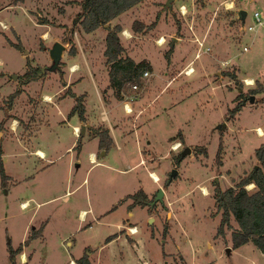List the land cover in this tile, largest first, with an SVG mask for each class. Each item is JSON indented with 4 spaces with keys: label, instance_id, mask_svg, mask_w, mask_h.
Segmentation results:
<instances>
[{
    "label": "rangeland",
    "instance_id": "obj_1",
    "mask_svg": "<svg viewBox=\"0 0 264 264\" xmlns=\"http://www.w3.org/2000/svg\"><path fill=\"white\" fill-rule=\"evenodd\" d=\"M8 1L0 0V145L6 149L7 159L1 155L5 170L14 178L9 177L5 186L0 178V264H11L8 245L19 243H23L21 251L27 254L24 264H71L74 259L69 257L73 254L80 256L86 246L91 251L92 246L99 247L108 235L115 233L116 222L136 223L139 228L135 233L128 234L125 227L122 231L130 241H135L131 236L141 237L136 241L155 259L162 257L163 264H250L253 261L264 264V255L254 242L250 241L252 247H231V232L237 225L233 218L232 226L226 227L224 233L217 232L221 211L215 205L216 186L223 189L234 184L254 163L258 164L254 156V147L258 144L255 125L264 128V0H141L113 19L112 22H121L120 26L124 23L134 33L132 43L120 41L124 44L120 62L136 57L143 63L134 76H122L119 68L112 69L117 81L113 82L114 78L110 77V82L120 85L119 89L113 86V98L125 97L122 89L132 102L146 89L138 102L147 103L157 93L144 106L136 122L140 126L148 116L157 114L149 119V128L156 133L155 147L167 148L162 156L149 147L142 149L143 153H151L149 161L156 167L167 197L163 194L162 200L153 204H138L129 218L126 216L128 198L124 196L143 186L148 189L157 186L143 165L129 172L109 165L124 166L138 158L135 141L129 143V159L120 155L125 150L118 151L109 145L106 156L97 154L100 161L93 163L87 150L94 148L99 153L102 149L96 148L94 141L85 139L80 159H73L72 154L78 147L70 151L65 147L73 138V144L77 143L71 122H79L80 116L77 111L69 113L71 98L53 103L58 70L65 66L77 46L91 50L94 72L101 85V75H106L105 64L111 73L112 63L107 64L105 53L106 60L101 57L102 29L88 37L84 31L89 30L79 21H73L76 12L73 16L59 15L55 9L59 4L57 0L34 2L30 12L25 10L21 0L11 4H7ZM181 4L185 12L181 11ZM255 10H259L262 23L254 18ZM250 24L252 28L248 27ZM72 28L78 30L76 38ZM118 34L124 37L122 29ZM161 38L164 40L159 42ZM199 39H203L202 44ZM10 40H20L23 48ZM55 40L65 45L58 67L48 68L44 79L32 78L28 89L22 90L27 82L24 80L26 69L30 71L52 63L49 47ZM154 45L160 46V50H153ZM173 51L175 62L172 61L168 71L171 77L176 76L160 94L165 80L157 73L164 72V56L169 61ZM197 51L199 54L195 56ZM149 56L154 62L153 69ZM77 57L83 62V58ZM188 63L195 69L190 74H186ZM216 69L226 75L215 79ZM144 70L152 72L147 75ZM231 71L236 73V78L228 75ZM13 73H17V77H13ZM75 74H83L81 86L92 89L85 64L76 69ZM245 75L253 77L251 84L244 81ZM229 81L235 85L233 89H226ZM132 82H136L137 87H132ZM41 85L53 92L50 99L43 97L45 102L36 94ZM238 86H242L239 95ZM14 90L16 94L10 97ZM250 93L253 100L249 98ZM103 97L106 100V95ZM240 98L253 103L246 102L230 112ZM93 100H89L88 108L94 106L98 111L96 103L92 105ZM135 110L125 112L121 101L109 108L108 113L123 119L132 117ZM13 119L16 123L10 128ZM36 125L39 127L34 134ZM98 126L102 127V123ZM80 127L81 124L79 131ZM178 129L183 131L185 140L182 138L177 147L170 146V149L168 144L182 135V132L176 134ZM220 133L223 149L221 162H217L215 153ZM173 134L176 135L170 138ZM35 146L47 151V157L51 152L53 158L39 157L33 150ZM186 146L190 151L184 153ZM172 168L176 171L171 174ZM79 182L75 189L65 192ZM244 186L249 190L254 188V185ZM155 193L156 190L147 196L153 197ZM25 197H29L30 203L23 207L21 201ZM114 204L118 208H111ZM80 207L86 210L82 213L85 220L78 221ZM149 212L153 213L148 216ZM171 213L172 217L168 218ZM32 231L38 235L24 243ZM124 246V241L118 239L111 249L105 246L95 251L91 255L93 264H129L133 259ZM16 262L23 264L19 252Z\"/></svg>",
    "mask_w": 264,
    "mask_h": 264
},
{
    "label": "crops",
    "instance_id": "obj_2",
    "mask_svg": "<svg viewBox=\"0 0 264 264\" xmlns=\"http://www.w3.org/2000/svg\"><path fill=\"white\" fill-rule=\"evenodd\" d=\"M21 1L23 2V7L25 8V10L26 11H29V12H30L29 9H31V6H32V4L34 2H35V4L37 2L39 3V0H35V1L34 0H25V1L21 0ZM21 1L20 0H10V1L7 2V4L17 3V2H21ZM57 2L59 4H57L58 6H56L55 9L59 13V15H63V16H67V15L73 16V14L80 9V4H79L78 0H75V1L63 0L62 3H61V0H57ZM139 2H141V1H139ZM132 6L128 7L127 9H125V10L121 11L120 13H118L117 15H115L113 18H111L109 20V22L103 24V26L98 25L95 29H92V30H89V31H84L85 33H87V36L90 37L91 36L90 33H93V31L94 32L95 31H98V30H100V28L102 29V32L101 33L103 34L104 40H102L103 46H102L101 57H102V59H104L103 61L106 60V56H105L103 50L105 48V36H106L107 31H108L107 24H109V26L112 27L113 24L115 23V22H112L113 19H116L122 13L127 12L128 9H130ZM116 22H119V21L117 20ZM119 23L121 24V22H119ZM46 24H48V23H46ZM64 27L65 26H63V28ZM121 29H122V33H123L124 37H122V36L119 35L120 41L124 39L127 42L128 41H131V43H132L133 40H134V38H133L134 33H132L131 30L128 27H126V24H124V23H122ZM74 34H75V38H76V35L78 34V30L76 28L74 29ZM203 36H204V34H203ZM206 36H205V38H206ZM122 45H124V44L122 43ZM153 50H160V46H158V45L155 46L154 45ZM122 52H123V49H122ZM91 53L92 52H91L90 49H85L84 50L83 47L77 46L75 53L71 54V58L65 63V66L64 67H61L60 70H62V72L60 70H58L59 77H58V82L55 84V91H53L54 94H55L53 103L55 102V103L58 104L62 100H65V99H67V101H69V99L71 98L72 99V103H68V105L70 106V109H71V107L73 106V104L76 101V96L78 95L80 97V100L82 101V103L84 105V111H83V113H84V116H85L83 119L79 118V122H71V131L73 132V136L74 137H77V143L76 144H73L74 141H75V139L73 138L72 141L69 144L66 145L65 149H68V151H70V150H74L75 149V146H77L78 149H77V151H76L75 154L74 153L72 154V158L73 159H76L77 158L79 160L80 159L81 151L83 150V148L85 146V143H86L85 141L86 140H92V141L95 142L96 148L102 149V151L99 150V153H97V150H95L94 148H89L87 150L88 151L89 159L90 160H93V163H95V162L100 161V159L97 157L98 156L97 154H99L100 156H106V154L109 151V147L110 146L111 147L113 146L114 149L115 150H118V151H120L121 149L125 150L120 155L122 156V158H124L126 156V158L129 159L128 158L129 157L128 156V154H129V152H128L129 151V149H128L129 143H131V142L134 143V141H135L136 147H137L138 158H136L134 161H131L130 160L131 162L129 161V163L126 164V165H124V166L121 165V164H119V163H117V164H109V165H112L111 167H113V168H115L117 170H125L126 172H129V171L134 170L135 167H137L139 165H143L144 168L147 170V173L149 175L153 171L157 173V171L154 169L156 167H153V164L149 161V159L151 157V153L150 152H147V153H145V152L143 153L142 152V149H144V147H149L150 150L153 151V153H157L158 155H161V156L162 155H165L166 152H167V148L159 149V148H156L155 147L156 141H157L155 139V137H156L155 134L156 133H154L149 128V119L150 118L151 119H154V116H157V114L154 115V116L152 115V117L151 116H148L147 117V120L141 121V125L140 126H138L137 125L138 122H136V120L139 118V116H141V114L144 112V110H145L144 106L146 104H148V102L152 101L155 98V96H156L157 93L155 95H152L150 97L149 101H147V103H139L138 102V99H139V97L142 94L145 93L146 89H144L142 92H140L139 94H137L136 97H135V100H133L132 102L130 101L132 99H128L127 95L123 92L122 89H120L121 93L124 94L125 97H122V98L115 97V99H114L113 98V96H114V92H113L114 91V88H113V86H116L117 85L116 88L119 89L120 85L118 86L119 83L118 84H116V83L112 84L110 82V76L111 75H110V73H108L109 69L107 68L106 64H105V67L103 69V71L105 70L106 75L105 74H102L101 75V78L103 80L102 81V84L103 85H101L99 83L100 82L99 81V77L97 78L96 75H95V72H94V68H96V67H93L94 60H93V57L91 58ZM77 56L83 58V62L80 61V59ZM131 56H132V58H134L133 55H131ZM149 58H150V56H149ZM134 59H135L134 60L135 62L139 61L138 58H136V57ZM149 61H150L149 63L151 64V67L153 69L154 62H152V57L150 58ZM164 61H165V64H164L165 68L163 69L164 72H162V74H161V72H158L157 73L159 77L162 76V78L165 80L164 84L160 87L159 92L165 91L166 84L168 82H170V80L174 76H176V75H174L173 77H171L172 74L170 75V73L168 71V67L171 65L172 61L175 62L174 51H173L172 55L170 56V60L168 61V58H166L164 56ZM186 62H188V60L185 61V62H181L180 66H182V64H184ZM108 63L110 64V63H112V61H107V64ZM84 64H85V68L87 70V73L89 75V80L91 81V85H92V89H90V90L89 89H86L85 87H82L81 86V83H82V80H83L82 76H84V75L81 74L79 76L78 75L76 76V74H75L76 69H81L84 66ZM103 66H104V63H103ZM188 66H192V64L188 63L187 67ZM75 67H78V68H75ZM237 67L239 68V66H237ZM109 68H110V66H109ZM194 70H192V71H194ZM103 71H101V72H103ZM192 71L189 72V74L192 73ZM218 71L219 70L216 69L215 73L216 74L218 73V74H217V76L215 75L216 76L215 79L222 78V77H224L226 75V74H223V73H219ZM151 72L152 71H150V72L148 71L146 74L147 75L149 73L151 74ZM96 73H97V71H96ZM45 75L46 74L41 75V76H39L37 78L44 79ZM230 77L232 79H234V77H232V76H230ZM243 78H244V81L247 78L253 79V77L250 76V75H245V76H243ZM30 81H32V80L31 79L27 80V82H26V84H25V86L23 87L22 90H27L28 89V86H29V82ZM211 81L213 82V80H211ZM108 83H110V84L108 85ZM251 83L252 82H250L249 84H251ZM212 85H214V84H212ZM226 85L228 86V88H226V89H233V86H235V85H233V83L231 81L226 82ZM25 87H27V89H25ZM40 88L41 89H36L37 91H39V93H36V94H39L40 97L42 96V99H43L42 101H44V98L46 96H48L49 99H50V96H51V94H53V92H50L47 89H44V88H47L46 85H41ZM22 90H21V92H22ZM241 90H242V86L239 87V90L238 91H241ZM160 94H162V92ZM251 94H253V93H250V95ZM104 95H106V100L103 97ZM235 95L236 94H234V96ZM92 99H94L92 101V105L94 103H96L98 111H95L96 109L94 108V106H92V108L89 110L88 104H89V102ZM114 100H116V101H114ZM121 101H122V103L126 102L127 105L130 106V108H128V109H131V110H126L125 109V112L133 111V110L136 109L134 111V113L131 114L132 117H130V115H129L128 117L122 119L120 116H112L111 117L109 115L108 109L116 106V103L117 102L119 103ZM246 102L253 103L251 101H243L242 104H245ZM41 103H43V102H41ZM58 109L60 110V112H62V110H61L60 107ZM66 110L67 109L63 110V113H65ZM234 115H235V113L233 114V117H234ZM13 120L14 121L12 122L10 128L13 127L14 126V122H16L15 119H13ZM68 122H69V120L67 119V123ZM222 122H224V121H222ZM99 123H102V126L108 128L109 133H110V135L112 137V142H111V144H110L109 147H105V146L104 147H101L99 145V134L96 133L93 130V128L91 127V126L96 127V126H98ZM227 123H228V121H227ZM79 124H81L83 126V128L80 127V131H79ZM38 127L39 126H37V125L34 127L35 128L34 129L35 130L34 134L36 133ZM77 127H78V131L79 132L78 131H75V128L77 129ZM255 127L258 128V130H260V133L257 132V139H256V142H258V144H259L260 142H262L264 140V128L262 126H260L259 124L255 125ZM181 132H182V135L179 136V137L176 136L178 140H175V142L182 141V138L184 139L183 131L181 130ZM81 134H82V136H81ZM173 136H175V134L170 135V138H172ZM80 138H81V140H80ZM143 139H144V141H143ZM257 145H255V147ZM168 147L170 148V145L169 144H168ZM255 147H254V149H255ZM1 149H2L1 155L3 154L4 159H7L6 149L4 147H1ZM33 150L36 152V154L39 157H46L48 160L53 158L51 156V152H50L49 157H47L48 152L45 151L44 149H42L41 147L35 146ZM125 152H127V153H125ZM39 153H41V154H39ZM254 156H255V154H254ZM122 158H120V159H122ZM151 169H153V170H151ZM171 170H170V173H171ZM8 174L11 177V179L14 178V176L11 173H8ZM158 176H159V178L157 180H153L152 179L153 182L157 183L156 188H154V189H148L147 187H144V186L142 187L145 190V192H146L147 195L150 196L151 193L153 191L157 190L158 186L161 185V183L159 181L160 175L158 174ZM85 178L86 177L84 176L82 180H84ZM236 178H238V177H236ZM79 184H80V182L78 184H76L73 188L67 189L65 192H68V191H71V190L75 189ZM163 194H164V196L166 198L167 197V192L165 191L164 188H163ZM65 197H67V196H65ZM25 198L26 199L23 198L24 199L23 201L20 200L22 202L21 203L22 204L21 206H23V207H24L25 203H28V202L30 203L29 197H25ZM127 198H128V200H126V201H127V204H128L132 199H131L130 196L127 197ZM121 204H122V202H121ZM114 206H115V204L112 205L111 208H114V209L118 208V207H114ZM135 206H138V203L135 204V205H133L130 209L127 208V210H126V216L128 218L132 216L133 209H134ZM79 210L80 211L77 214L78 215L77 216L78 217V221L85 220V218H84L85 216H82V213L83 212H86L85 208L80 207ZM152 213L153 212H149L148 213V216L150 214H152ZM172 215H173V213H171V215H169L168 218L172 217ZM116 225L118 226V228H117V230H116L115 233H111L110 234L112 236L110 239H108V240L105 239L99 245V247L98 246H95V247L92 246V248H94V249L91 250V251H89L90 252V255H89L90 259H91V255L93 253H95V251L97 252V251H99V249H101L102 247H105V246H108L111 249V246L114 247V241H117L118 239H122L124 241V245H125L124 247H126V249L128 251V256L130 255V257H132V259H133V261L130 262L129 264H151L152 262H157L159 264H163V262L161 261L162 260V257L155 259V257L151 256V254L149 253L148 250L144 249L143 244L141 242L138 243V241H136L138 239H141V237H138L136 239L134 236H131V237H133L135 239V241L134 240L130 241L128 239V237L126 236V233L124 231H122V229L124 228L125 224L123 225L120 222H116ZM119 227H120V229H119ZM250 241H252V240H247V241L241 243L240 245H238L239 249L243 245H249L250 246L251 245ZM230 245H231V247H233L232 244H230ZM252 245H254V244H252ZM250 247H252V246H250ZM165 251H167V250L165 249ZM260 253H261V255H264L261 250H260ZM23 255L27 257L26 252L23 251L20 254L21 263L24 264V262H26V260L23 257ZM119 255L120 256L123 255L121 249H120ZM77 256L78 255H74L73 254L71 257H69V258H73L74 259V260L71 261L72 263H75L76 262L75 261V258ZM91 261H92V259H91ZM92 263H94V262L92 261ZM122 264H126V263H122ZM250 264H257V263L253 261Z\"/></svg>",
    "mask_w": 264,
    "mask_h": 264
},
{
    "label": "trees",
    "instance_id": "obj_3",
    "mask_svg": "<svg viewBox=\"0 0 264 264\" xmlns=\"http://www.w3.org/2000/svg\"><path fill=\"white\" fill-rule=\"evenodd\" d=\"M139 1L141 0H78L80 9L73 17V21L75 23L79 21L85 30H92L100 24L109 22V20L115 15ZM135 21L136 20L133 21V25ZM107 27L108 31L105 36L106 46L104 53L107 55V59L112 61L110 77L114 78V73L112 72L113 68H119L121 70L120 74L122 73V76H134L137 73L138 67L142 66L143 63L141 61L135 62L132 59H129L126 62H120L122 59L120 54L123 46L120 42L118 32L121 29V26L119 23H115L112 27L107 24ZM68 40L71 41L70 38H68ZM10 42L20 49L23 48V44L20 40H10ZM27 63H29L28 58ZM56 67H58V64ZM48 68L49 65H42L40 67H33L30 71L26 69L24 71V80L27 81L29 79L39 77L47 72ZM115 74H117V72ZM229 75L236 78L235 72L231 71L229 72ZM115 81H117L116 77L114 78L113 82ZM16 92L17 90H14L10 94V97H13ZM241 93L242 90L238 92V95ZM242 103L243 100L240 98L238 102L230 109V112H234L239 109ZM73 111H77L81 119L85 117L83 113L84 105L78 95L76 96V101L71 107L69 113ZM91 127L96 133L99 134V145L101 147H109L112 142V137L108 128L104 126ZM180 132V129H178L176 134ZM222 149L223 137L222 133H220L219 142L215 153V160L217 162H221ZM203 151L206 152V149ZM1 153L2 149L0 145V178L1 184L5 186L6 181L10 176L5 170ZM254 154L258 160L257 168L252 167L250 171L240 176V178L237 179V181L232 185H228L223 189H221L219 186L215 187V205L217 209L221 211L216 230L218 233H224L226 227L232 226L233 218L237 225L231 232L232 246L234 247L247 240H252L264 254V140L255 147ZM179 157L180 156H178V159H180ZM250 184H254V188L252 190H249L244 186H248ZM129 196L132 198V200L127 204L128 209L137 203L140 205L150 203L151 199L153 198L148 197L142 187L138 188L134 192H128L124 197L126 198ZM165 227L166 225H164L163 229H165ZM37 235L38 234L32 231L27 235L24 243ZM111 237V235H108L106 239L108 240ZM22 244L23 243H19L17 246H13L11 244L8 245V256L11 264H17L16 253L19 252L20 255L23 252L21 251ZM86 249H89L90 251V248L86 246L81 255L75 258L77 264H93L89 258V251L87 252ZM151 264L159 263L152 262Z\"/></svg>",
    "mask_w": 264,
    "mask_h": 264
},
{
    "label": "water",
    "instance_id": "obj_4",
    "mask_svg": "<svg viewBox=\"0 0 264 264\" xmlns=\"http://www.w3.org/2000/svg\"><path fill=\"white\" fill-rule=\"evenodd\" d=\"M242 12L245 13V9L242 8ZM65 48V45L63 44L62 41L60 40H55L52 45L49 47V55L50 57L52 58V63L49 65V68L50 69H54L56 68V65L58 64L59 60H60V57H61V54H62V51L63 49ZM13 77H17V73H13L12 74ZM253 94L250 95V100H253ZM223 123V122H221ZM221 123L218 124V126H221ZM83 128V126H82ZM187 151H190V147L189 146H186L184 149H183V152H187ZM258 164L255 163L253 165V168H257ZM176 168H172L171 170V174L174 173L176 170ZM162 196H163V187L160 185L158 186L157 190H156V193L153 197V199L150 201L151 203H154L156 202L157 200H161L162 199ZM152 219V217H150V220ZM229 245H227V249H229Z\"/></svg>",
    "mask_w": 264,
    "mask_h": 264
},
{
    "label": "built area",
    "instance_id": "obj_5",
    "mask_svg": "<svg viewBox=\"0 0 264 264\" xmlns=\"http://www.w3.org/2000/svg\"><path fill=\"white\" fill-rule=\"evenodd\" d=\"M182 5H183V4H181V6H182ZM181 6H180V9H181V11H182ZM253 16H254V18L257 20V23H262V22H263L259 10H255V11L253 12ZM248 27H249V28H252L253 25L250 24ZM199 42H200V44H202V43H203V39H199ZM244 48L247 49L248 47L244 45ZM198 54H199V52L197 51V52L195 53V56H198ZM147 72H148L147 70H144V73H145V74H146ZM131 86H132V87H137V83H136V82H132ZM123 104H124L125 109H126V110H129L128 107H127V103L124 102ZM255 129H256V131H257L258 133H260V131L258 130V128H255ZM75 131H78V127H77V129L75 128ZM179 142H180V141H179ZM175 143H176L175 141L172 142V143L170 144V146H171L172 148H174V147H177V146L179 145V144H178V145H175ZM150 176L152 177L153 180H157V179H158V177L155 178L153 175H150ZM203 192H205V191L203 190ZM21 203H22V202H21ZM21 205H22V204H21ZM124 227L126 228V232H127L128 234H133V233H135L136 231H138V228H139L138 225H137L136 223H127V224H125ZM71 261H72V260H71ZM70 263H71V264H75V263H72V262H70Z\"/></svg>",
    "mask_w": 264,
    "mask_h": 264
},
{
    "label": "bare ground",
    "instance_id": "obj_6",
    "mask_svg": "<svg viewBox=\"0 0 264 264\" xmlns=\"http://www.w3.org/2000/svg\"><path fill=\"white\" fill-rule=\"evenodd\" d=\"M184 7H185V6H182V7H181V8H182V12H185L184 9H183ZM185 10H186V9H185ZM163 40H164V39L161 38V40H159V42H161V41H163ZM199 43H200V42H199ZM74 66H75V65H74ZM74 66H73V67H74ZM75 68H77V67H75ZM192 70H194V69H193V67L190 66V67L188 68V70L186 71V74L189 73V72H191ZM245 82H248V83L253 82V79L247 78V79L245 80ZM45 99H49V97L46 96ZM127 107L130 108V106H128V105H127ZM129 110H131V109H129ZM15 123H16V122H15ZM15 123H14V124H15ZM259 131H260V130H259ZM179 143H180V142H176L175 145H178ZM39 154H41V153H39ZM150 175H153L155 178H157V177L159 178V176H158L156 173H154V172H153V174L151 173ZM251 186H253V184H250V185H249V187H251ZM25 205H27V203H25ZM23 257L25 258V260L27 259L26 256L23 255Z\"/></svg>",
    "mask_w": 264,
    "mask_h": 264
},
{
    "label": "flooded vegetation",
    "instance_id": "obj_7",
    "mask_svg": "<svg viewBox=\"0 0 264 264\" xmlns=\"http://www.w3.org/2000/svg\"><path fill=\"white\" fill-rule=\"evenodd\" d=\"M154 195H155V194H154ZM153 197H154V196H153ZM152 199H153V198H152ZM152 199H151V200H152ZM161 200H162V199H161ZM149 204H153V203L150 202Z\"/></svg>",
    "mask_w": 264,
    "mask_h": 264
}]
</instances>
